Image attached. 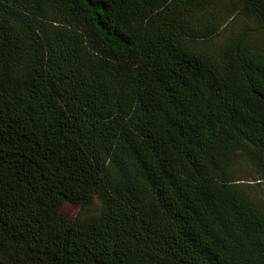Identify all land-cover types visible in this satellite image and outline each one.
<instances>
[{"label": "trees", "instance_id": "16d2710c", "mask_svg": "<svg viewBox=\"0 0 264 264\" xmlns=\"http://www.w3.org/2000/svg\"><path fill=\"white\" fill-rule=\"evenodd\" d=\"M262 31L264 0H0V264H264L228 170L264 181Z\"/></svg>", "mask_w": 264, "mask_h": 264}, {"label": "rangeland", "instance_id": "374dc122", "mask_svg": "<svg viewBox=\"0 0 264 264\" xmlns=\"http://www.w3.org/2000/svg\"><path fill=\"white\" fill-rule=\"evenodd\" d=\"M244 22L243 18L232 17L221 31L206 42L207 47L212 51L219 50L230 36L240 31ZM252 41L258 45H264V31L253 36ZM228 170L235 179H239L236 184L239 183L243 189L264 202V181L257 180V173L247 158L239 154L234 156L229 162ZM98 210L99 202L97 200H93V203L85 209H80L78 205L71 203H65L60 208V212L68 218H73L76 215L85 218L96 214Z\"/></svg>", "mask_w": 264, "mask_h": 264}]
</instances>
